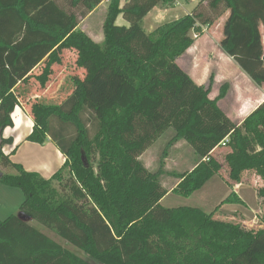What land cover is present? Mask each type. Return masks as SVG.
I'll return each instance as SVG.
<instances>
[{
	"label": "trees",
	"instance_id": "16d2710c",
	"mask_svg": "<svg viewBox=\"0 0 264 264\" xmlns=\"http://www.w3.org/2000/svg\"><path fill=\"white\" fill-rule=\"evenodd\" d=\"M103 1L70 0L68 7L57 0H0L2 147L13 144L3 132L14 126L15 89L36 67L47 60L45 85L52 66L62 63L61 51L74 47L88 70L84 80L74 79L62 104L33 108L36 124L27 140L44 145L50 138L66 158L62 168L46 180L13 164L15 150L5 155L0 149V165L16 171L0 182L24 193L22 217L99 264H264V229L248 231L196 208L162 206L169 194L161 182L169 175L168 151L156 173L140 160L173 130L167 149L186 141L199 158L191 172L172 173L180 179L177 195L190 198L221 171L213 152L225 141L230 178L239 183L243 173L254 172L264 182V102L238 126L219 106L229 84L211 99L214 76L208 87L197 85L177 63L194 45L193 32L230 11L223 50L244 73L264 81V0H205L161 27L156 38L141 23L172 0H110L98 46L76 32L80 18ZM119 16L128 27L117 25ZM258 197L264 203V187ZM22 217L0 219V264H91Z\"/></svg>",
	"mask_w": 264,
	"mask_h": 264
},
{
	"label": "rangeland",
	"instance_id": "374dc122",
	"mask_svg": "<svg viewBox=\"0 0 264 264\" xmlns=\"http://www.w3.org/2000/svg\"><path fill=\"white\" fill-rule=\"evenodd\" d=\"M57 1L61 4H67L68 7L70 5V0ZM125 1L122 0V4ZM190 1L172 0L160 4L143 20L142 29L151 37L156 38L161 27L193 13L192 10L196 3L190 5ZM109 4L110 0H104L94 12L81 17L76 36L83 35L92 44L102 45L104 42L103 24ZM77 12L79 13L81 10H77ZM229 17L230 13L228 12L214 25L201 27V33L193 32L194 45L178 59L177 63L197 84L203 82L204 87H208L211 76H214L211 98L219 96L220 88L224 84H229L230 90L227 96L221 100L219 106L224 110L233 112L236 110L237 104L244 103L243 106L247 107L244 112L248 113L264 100V92L261 91L264 89V81L256 82L246 73L243 72L246 76L243 75L235 61L229 59L230 57H227L224 52L223 44L227 39L226 26ZM117 25L129 26L122 16L118 17ZM80 54V51L74 47L61 51L62 64L56 66L58 80L53 82L55 85L44 95L45 97H41L38 101L40 100L45 104H62L73 93L75 89L74 79L84 80L88 75L87 68L81 66ZM94 134L95 131L92 130V136ZM174 136L173 130L167 131L140 158L150 172L156 173L160 168L164 151H168L164 161V170L169 175H164L161 182L169 194L162 200V206L166 208H196L207 214L213 213L216 220L240 224L248 231L263 230L264 203L258 197V190L264 187V182L254 172H245L239 183L234 182L230 178V169L226 163V156L231 152L227 145H222L214 153L213 156L220 162L222 169L202 190L194 193L190 198H184L174 193L180 179L174 177L172 173L191 172L199 163V158L186 141H180L172 148L167 149V144ZM0 171L4 174H16L13 169L2 165H0ZM65 178H69L67 172ZM55 185L62 190L61 185L57 182ZM24 200V193L20 189L8 187L0 182V219L5 220L12 215L22 217L20 208ZM22 218L29 220L25 216ZM28 222L59 244L76 252L87 262L99 264L35 221L29 220Z\"/></svg>",
	"mask_w": 264,
	"mask_h": 264
},
{
	"label": "crops",
	"instance_id": "0c3cea01",
	"mask_svg": "<svg viewBox=\"0 0 264 264\" xmlns=\"http://www.w3.org/2000/svg\"><path fill=\"white\" fill-rule=\"evenodd\" d=\"M195 3L196 6L192 10V12L200 4L202 3L205 4L206 2L205 0L190 1V5L191 4L193 5ZM228 12L231 15V12L230 11ZM260 31H261L262 42L264 47V26L261 25ZM227 57L229 56L227 55ZM229 59L232 58L230 57ZM46 61L47 60H45L38 67H36L22 82L18 84V86L15 89V93L18 96L19 104L12 114V120L14 126L6 128L5 131L3 132V138L12 139L13 144L4 145V147H2V150L5 155H10L15 150V153L10 156V161L13 164L21 165L26 172L37 173L42 178L49 180L62 168V166L66 161V158L59 151L56 144L50 138L44 145L32 143L27 140L28 137L32 134L34 130V126L36 124V118L33 113V108L36 105L45 104L42 103L40 100L38 101V99H40L41 97H45L44 95H46V93L50 90V88L55 85L53 82H55V80H58L56 77V70H57L56 66L57 65L60 66L62 64V63L54 64L52 66L51 74L48 77V82L45 85H42L41 78L43 77L46 68ZM240 71L243 75H245L242 70ZM195 83L197 84V82ZM198 83L199 84L197 85L200 86L204 85L203 82H198ZM217 83H220V81H217ZM261 91L264 92V89H262ZM38 92H40L41 96L38 95ZM211 99H215V98H211ZM263 102L264 100L260 104H258V106H256L251 112L248 113L244 112V109L247 108L243 106L244 103L237 104L238 106H236L235 108L236 110H234L233 112L224 110L221 106L220 108L235 124L240 126L244 122V120L253 111H255ZM45 105H59V104H45ZM219 105H221V101L219 102ZM216 151L213 152V155ZM13 171L16 172L15 170Z\"/></svg>",
	"mask_w": 264,
	"mask_h": 264
},
{
	"label": "water",
	"instance_id": "95a60500",
	"mask_svg": "<svg viewBox=\"0 0 264 264\" xmlns=\"http://www.w3.org/2000/svg\"><path fill=\"white\" fill-rule=\"evenodd\" d=\"M0 149H2V139H1V136H0ZM3 173L0 171V180L3 178Z\"/></svg>",
	"mask_w": 264,
	"mask_h": 264
},
{
	"label": "built area",
	"instance_id": "2783aa9c",
	"mask_svg": "<svg viewBox=\"0 0 264 264\" xmlns=\"http://www.w3.org/2000/svg\"><path fill=\"white\" fill-rule=\"evenodd\" d=\"M226 144H227V141H225L222 145H223V146H226Z\"/></svg>",
	"mask_w": 264,
	"mask_h": 264
}]
</instances>
